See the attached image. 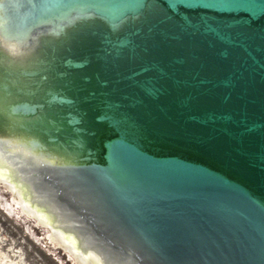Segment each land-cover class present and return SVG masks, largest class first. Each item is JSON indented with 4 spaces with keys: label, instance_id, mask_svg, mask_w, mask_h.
I'll return each instance as SVG.
<instances>
[{
    "label": "water",
    "instance_id": "1",
    "mask_svg": "<svg viewBox=\"0 0 264 264\" xmlns=\"http://www.w3.org/2000/svg\"><path fill=\"white\" fill-rule=\"evenodd\" d=\"M0 203L58 264H264V0H0Z\"/></svg>",
    "mask_w": 264,
    "mask_h": 264
},
{
    "label": "rangeland",
    "instance_id": "2",
    "mask_svg": "<svg viewBox=\"0 0 264 264\" xmlns=\"http://www.w3.org/2000/svg\"><path fill=\"white\" fill-rule=\"evenodd\" d=\"M0 264H58L0 203Z\"/></svg>",
    "mask_w": 264,
    "mask_h": 264
}]
</instances>
